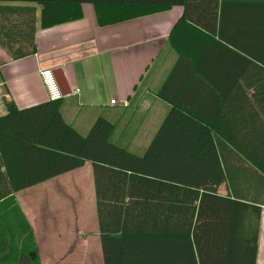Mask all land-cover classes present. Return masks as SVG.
I'll return each mask as SVG.
<instances>
[{
	"label": "crops",
	"instance_id": "1",
	"mask_svg": "<svg viewBox=\"0 0 264 264\" xmlns=\"http://www.w3.org/2000/svg\"><path fill=\"white\" fill-rule=\"evenodd\" d=\"M212 7L215 15H208ZM41 9L36 2H0V116L10 103L22 109L49 101L40 71L52 68L61 70L70 90L60 101L65 121L89 134L104 118L113 124V142L129 152L143 154L166 118L168 124L198 120L168 180L261 204L257 264H264V175L228 143L217 145L219 134L206 125L226 120L220 113L228 91L232 121L240 74L247 75L242 83L253 91L251 81L262 72L241 65L238 45L253 47L255 37H241V27L264 18V0L201 3L193 19L185 16L184 6L174 5L108 25H101L95 7L86 3L82 18L49 28L41 26ZM207 25L216 26L215 34ZM177 45L184 58L178 76L166 86V100L159 93L179 60ZM176 104L189 107L200 120ZM247 106L256 110L254 100ZM104 128L101 136L110 131L109 125ZM85 150L110 155L104 142L93 141ZM3 217L14 220L20 234L27 221L41 264H104L91 160L3 199L0 222L6 224ZM153 257L154 264L174 263L169 255Z\"/></svg>",
	"mask_w": 264,
	"mask_h": 264
},
{
	"label": "trees",
	"instance_id": "2",
	"mask_svg": "<svg viewBox=\"0 0 264 264\" xmlns=\"http://www.w3.org/2000/svg\"><path fill=\"white\" fill-rule=\"evenodd\" d=\"M212 1L216 2L0 0L38 3L42 6L43 28L82 18V5L86 3L95 7L99 23L108 25L165 11L174 5L184 6L185 16L193 19L195 8ZM243 9L248 13L247 6ZM215 11L212 7L208 15H215ZM206 29L216 32V26L207 25ZM248 35L255 37V42L253 47L242 41L238 45L242 53L251 56L241 53V65H255L262 72H256L251 81L255 82L253 91L244 85L247 75L240 74L238 111L232 121L230 107L226 106L230 101L228 91L220 113L226 120L220 124L212 120L206 125L219 134L217 145L221 141L228 143L264 175V105L259 104L264 100V18H258L252 26L241 27L240 36ZM177 47L179 60L159 93L166 100V86L178 76L184 58L182 45ZM249 77L250 80L252 74ZM252 99L256 110L251 112L247 103H252ZM60 101L49 100L22 109L10 103L8 112L0 116V202L91 160L104 264H151V260L154 264L153 255H169L173 264L188 260L196 264H257L261 204L168 180L171 168L179 161L200 123L198 120L187 125L181 118L168 124L166 118L147 150L135 154L113 142V124L104 118L99 119L89 134L80 133L63 118ZM174 106L200 120V115L189 107ZM107 125L109 133L101 136ZM169 130H174L175 136H168ZM93 141L94 145L106 143L110 155L98 150L88 155L85 147L88 149ZM3 219L6 224L0 222V264H41L27 221L20 234L14 220Z\"/></svg>",
	"mask_w": 264,
	"mask_h": 264
},
{
	"label": "built area",
	"instance_id": "3",
	"mask_svg": "<svg viewBox=\"0 0 264 264\" xmlns=\"http://www.w3.org/2000/svg\"><path fill=\"white\" fill-rule=\"evenodd\" d=\"M40 75L50 100L57 101L65 97L54 69L44 68L40 71ZM112 102L114 103L115 100Z\"/></svg>",
	"mask_w": 264,
	"mask_h": 264
},
{
	"label": "water",
	"instance_id": "4",
	"mask_svg": "<svg viewBox=\"0 0 264 264\" xmlns=\"http://www.w3.org/2000/svg\"><path fill=\"white\" fill-rule=\"evenodd\" d=\"M55 73H56V76L58 78V81L60 83V86H61L64 94L70 93V90L68 89L66 80L64 79V77L61 74H59V73H61V70L57 69V70H55Z\"/></svg>",
	"mask_w": 264,
	"mask_h": 264
},
{
	"label": "rangeland",
	"instance_id": "5",
	"mask_svg": "<svg viewBox=\"0 0 264 264\" xmlns=\"http://www.w3.org/2000/svg\"><path fill=\"white\" fill-rule=\"evenodd\" d=\"M176 264H196V262L195 261H192V260H188V261L179 262V263H176Z\"/></svg>",
	"mask_w": 264,
	"mask_h": 264
}]
</instances>
